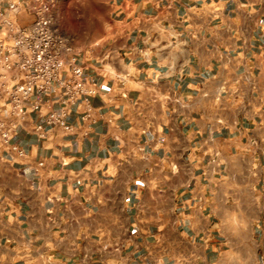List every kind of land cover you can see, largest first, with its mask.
<instances>
[{"label":"crops","instance_id":"1","mask_svg":"<svg viewBox=\"0 0 264 264\" xmlns=\"http://www.w3.org/2000/svg\"><path fill=\"white\" fill-rule=\"evenodd\" d=\"M98 1L73 130L0 154V264H264V0Z\"/></svg>","mask_w":264,"mask_h":264},{"label":"built area","instance_id":"2","mask_svg":"<svg viewBox=\"0 0 264 264\" xmlns=\"http://www.w3.org/2000/svg\"><path fill=\"white\" fill-rule=\"evenodd\" d=\"M62 1L0 0V154L9 159L26 156L13 137L30 115L41 119L29 128L39 139L55 128L71 132L70 112L97 92L77 35L62 23Z\"/></svg>","mask_w":264,"mask_h":264},{"label":"rangeland","instance_id":"3","mask_svg":"<svg viewBox=\"0 0 264 264\" xmlns=\"http://www.w3.org/2000/svg\"><path fill=\"white\" fill-rule=\"evenodd\" d=\"M61 19L70 32L93 40L97 32L108 24V11L98 0H63Z\"/></svg>","mask_w":264,"mask_h":264}]
</instances>
